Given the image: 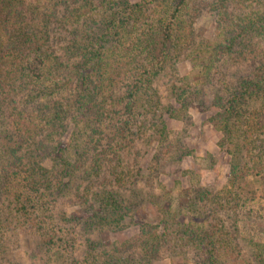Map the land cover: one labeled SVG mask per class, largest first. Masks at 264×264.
Listing matches in <instances>:
<instances>
[{"label": "trees", "instance_id": "obj_1", "mask_svg": "<svg viewBox=\"0 0 264 264\" xmlns=\"http://www.w3.org/2000/svg\"><path fill=\"white\" fill-rule=\"evenodd\" d=\"M207 7L225 27L211 47L194 29ZM187 50L208 54L203 81L162 105L155 82ZM188 99L218 109L230 170L221 191L175 205L153 183L158 163L142 176L140 145L166 142L164 111L184 120ZM257 199L264 0H0V264H151L188 249L200 264H264L260 244L246 241L251 258L225 239ZM145 206L154 217L138 222Z\"/></svg>", "mask_w": 264, "mask_h": 264}, {"label": "rangeland", "instance_id": "obj_2", "mask_svg": "<svg viewBox=\"0 0 264 264\" xmlns=\"http://www.w3.org/2000/svg\"><path fill=\"white\" fill-rule=\"evenodd\" d=\"M128 1L133 5L140 2L149 3L151 0ZM224 28L217 13L212 8L207 7L200 14L195 24L196 40L203 45L210 46L221 37ZM178 54L180 53L176 52L172 58L175 61L173 63L174 72L171 68V73H166L161 80L155 82L162 105L172 101L171 89L173 87L179 88L184 82L188 86L182 87L189 88V91L197 90L203 81L201 79V65L204 64L208 54L204 51L200 54L197 51L196 55L199 56L197 58L193 56L194 59L188 54V50L179 56ZM210 100L211 98H208V102ZM187 101L189 108L184 120H178L164 111L162 121L169 129L166 142L160 145L153 140L145 146L140 145L141 154L146 155L145 161L142 163V176L147 175L148 166L151 167L154 162L158 163L152 172L153 183L154 185H162L167 196L175 202V205L183 204L188 195L190 197L192 192L198 190L212 193L221 191L227 185L230 170V156L222 146L221 132L213 120L218 109L210 105L204 109L202 106L194 104V100L191 102L188 99ZM171 107L178 108L173 101ZM158 157L161 160L157 159ZM75 209H68V213ZM242 210L245 211L238 218L236 228L227 223L225 239H229L231 235L242 253L255 258L254 249L246 241L252 239L254 243L262 246V252H264V200L257 199L250 202ZM153 217L154 209L151 206H145L136 214L138 222ZM137 232L138 227H132L126 231L124 238L135 236ZM194 253L196 252L188 249L184 257L171 254L164 258L161 257L151 264H200L203 262L204 258H200V261L197 262L199 258H195ZM222 261H224L223 258Z\"/></svg>", "mask_w": 264, "mask_h": 264}]
</instances>
